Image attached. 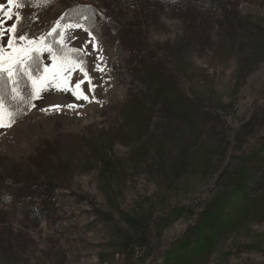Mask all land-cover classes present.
<instances>
[{"label": "rangeland", "instance_id": "374dc122", "mask_svg": "<svg viewBox=\"0 0 264 264\" xmlns=\"http://www.w3.org/2000/svg\"><path fill=\"white\" fill-rule=\"evenodd\" d=\"M63 1L34 7L23 0L17 10L29 34L49 32L65 13ZM0 4L8 7L7 0ZM237 4L240 16L217 11L206 27L163 16L147 30L167 74H178L177 86L199 103L189 112L152 102L144 118L122 117L131 81L123 67L128 51L110 40L107 27H100L107 37L97 39L99 50L87 47L92 79L81 87L89 100L73 95L84 79L77 69L71 91H47L34 108L19 105L23 114L16 123L0 128V217L6 226L0 227V264L263 262L264 214L231 219L211 250L189 263L175 254L177 240L206 218L213 200L225 202L242 187L238 174L248 169L257 178L247 190L252 198L264 190V0ZM67 35L76 48L89 39L82 29ZM22 90L26 94L28 86ZM69 104L75 107L41 111ZM111 130H119L114 139Z\"/></svg>", "mask_w": 264, "mask_h": 264}, {"label": "trees", "instance_id": "16d2710c", "mask_svg": "<svg viewBox=\"0 0 264 264\" xmlns=\"http://www.w3.org/2000/svg\"><path fill=\"white\" fill-rule=\"evenodd\" d=\"M57 1L60 0H54V2ZM108 1H110L109 8L100 5L103 3L107 6L103 0H64L63 2L66 6L65 13H68L72 18H79L80 16L91 18L89 24L94 28L98 40L105 41V37L109 36L112 42L120 44L128 51L124 58L123 67L131 74V81L128 87V96L120 105L122 117L126 120L137 116L144 118L143 112L149 111L151 105L154 107L152 102H157L161 106L160 108L169 112H189L193 106L197 107L199 103L194 98H190L186 92H182L177 86L178 74L175 76L174 74H167V62L155 54L153 45L147 37V30L152 24L161 22L163 16L179 18L187 24L190 23L191 26H198L197 28L206 27L211 23L213 15L217 11H220L225 17H229L232 13L240 16L237 0ZM93 17H96L100 22L95 24ZM126 25L128 26L125 29ZM100 27L111 29V33H107V36L104 37ZM196 41L197 36L195 35L190 43L195 45ZM174 47V45H170L167 48L168 55L172 53ZM176 71L177 69L174 72ZM113 135L118 136L119 130H111L108 133V138L114 139ZM27 163L29 164L30 161H25V165ZM110 164L115 167L112 163ZM53 165L56 166V162ZM252 176L248 169L238 174L242 187L234 188L227 195L225 202L218 197L215 198L209 205V211H205L206 218L203 220L201 217L188 230L187 236L177 240L178 252L176 251L175 254L180 252L181 254H177L180 255V259L187 256L183 260H187L186 263H189L191 256L210 251L218 233L225 231L231 225V219L238 220L243 215H250L254 218L264 214V190L257 198H252L247 191L251 183H259L257 178ZM228 206L231 208L229 217H222L221 214ZM0 227L1 230L6 227L1 217ZM196 228L197 232L195 233L194 229ZM190 244L193 245L190 246ZM261 254L263 262L257 264L264 263V252ZM166 256L168 257V254ZM225 263L227 264L229 261Z\"/></svg>", "mask_w": 264, "mask_h": 264}, {"label": "snow or ice", "instance_id": "6c2138e0", "mask_svg": "<svg viewBox=\"0 0 264 264\" xmlns=\"http://www.w3.org/2000/svg\"><path fill=\"white\" fill-rule=\"evenodd\" d=\"M34 7L48 6L54 0H31ZM8 7L0 4V128H10L16 123L23 109L20 104L30 108L36 107L34 101L43 99L47 91H71V74L77 69L84 76L74 85L73 95L77 99L89 100V95L83 92L82 84H91V77L87 72L86 57L89 44L94 50H99L95 30L89 24L90 17L80 16L72 18L68 13L62 15L55 26L45 34L30 35L25 26V17L17 9L24 7L23 0H7ZM67 23H62L65 20ZM8 20H14L11 25ZM82 29L89 35V39L80 48L70 46L66 41L71 39L67 33ZM48 37H52L48 41ZM48 54L45 63L44 54ZM103 60V57H100ZM97 71L104 69L95 65ZM28 91L23 92L24 86ZM95 85L90 92L94 93ZM94 99V95L92 97ZM91 102V101H90ZM62 107L73 108L74 105H50L41 111H59Z\"/></svg>", "mask_w": 264, "mask_h": 264}]
</instances>
